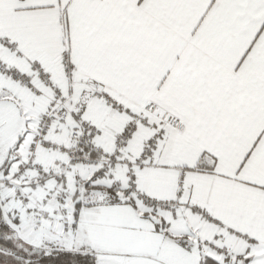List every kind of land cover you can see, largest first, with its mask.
Returning <instances> with one entry per match:
<instances>
[{
	"label": "snow or ice",
	"instance_id": "6c2138e0",
	"mask_svg": "<svg viewBox=\"0 0 264 264\" xmlns=\"http://www.w3.org/2000/svg\"><path fill=\"white\" fill-rule=\"evenodd\" d=\"M0 264H264V0H0Z\"/></svg>",
	"mask_w": 264,
	"mask_h": 264
}]
</instances>
